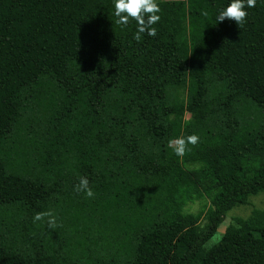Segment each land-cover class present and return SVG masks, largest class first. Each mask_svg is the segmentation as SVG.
Returning a JSON list of instances; mask_svg holds the SVG:
<instances>
[{
	"label": "trees",
	"instance_id": "1",
	"mask_svg": "<svg viewBox=\"0 0 264 264\" xmlns=\"http://www.w3.org/2000/svg\"><path fill=\"white\" fill-rule=\"evenodd\" d=\"M230 2L157 0L138 42L114 0H0V264H264V210L205 247L264 192V0Z\"/></svg>",
	"mask_w": 264,
	"mask_h": 264
},
{
	"label": "clouds",
	"instance_id": "2",
	"mask_svg": "<svg viewBox=\"0 0 264 264\" xmlns=\"http://www.w3.org/2000/svg\"><path fill=\"white\" fill-rule=\"evenodd\" d=\"M256 6V0H231L230 4L221 9L216 16L217 23L225 19L235 21L239 27H242L248 16L246 8ZM114 15L118 18L115 23L122 26H127L130 19L137 22V31L134 34V39L140 41L142 34L148 36H157V29L153 26L161 20L158 13L161 11L157 0H114ZM202 15L207 16L206 11ZM199 142V137L195 134L184 138H178L174 141H169V146L176 145L173 151L178 156H183L188 150V145L195 146ZM76 193H84L88 198H94L95 193L90 187V182L87 177H80L79 182L73 189ZM43 222L47 227L55 230L60 225L57 222V217L52 211L37 212L33 218V223Z\"/></svg>",
	"mask_w": 264,
	"mask_h": 264
},
{
	"label": "rangeland",
	"instance_id": "3",
	"mask_svg": "<svg viewBox=\"0 0 264 264\" xmlns=\"http://www.w3.org/2000/svg\"><path fill=\"white\" fill-rule=\"evenodd\" d=\"M189 116V115H188ZM190 168L197 167L196 165H187ZM211 201L210 198H203L201 200H197L195 202H190L184 209L186 213H198L202 210L204 212L207 211L208 207L210 206ZM260 209L264 210V192H260L255 195H251L248 199V202L246 204H241L233 207L230 211L227 212L224 220L220 224L217 232L215 235L205 244L206 248H210L216 243H218L221 238L223 237L226 228L229 226V224L234 222V219L236 217H242V218H248L254 210ZM206 217L201 221V224L204 225L206 223Z\"/></svg>",
	"mask_w": 264,
	"mask_h": 264
}]
</instances>
